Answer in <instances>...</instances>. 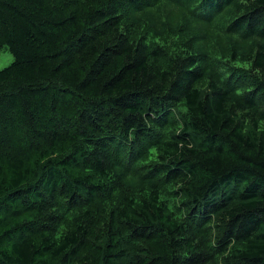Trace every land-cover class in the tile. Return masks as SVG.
<instances>
[{"label": "trees", "instance_id": "1", "mask_svg": "<svg viewBox=\"0 0 264 264\" xmlns=\"http://www.w3.org/2000/svg\"><path fill=\"white\" fill-rule=\"evenodd\" d=\"M0 264H264V0H0Z\"/></svg>", "mask_w": 264, "mask_h": 264}, {"label": "rangeland", "instance_id": "2", "mask_svg": "<svg viewBox=\"0 0 264 264\" xmlns=\"http://www.w3.org/2000/svg\"><path fill=\"white\" fill-rule=\"evenodd\" d=\"M14 61V55L7 46L0 50V70L9 66Z\"/></svg>", "mask_w": 264, "mask_h": 264}]
</instances>
